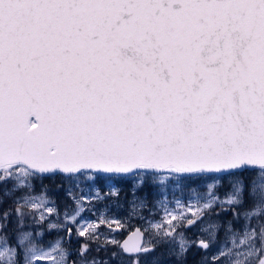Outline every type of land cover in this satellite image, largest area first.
Listing matches in <instances>:
<instances>
[{
  "label": "snow or ice",
  "instance_id": "snow-or-ice-1",
  "mask_svg": "<svg viewBox=\"0 0 264 264\" xmlns=\"http://www.w3.org/2000/svg\"><path fill=\"white\" fill-rule=\"evenodd\" d=\"M49 176L127 182L133 199L206 189L197 211L164 205L169 229H141L111 258L139 264L156 247L144 233L174 264L193 249L198 264H264V0H0V201L17 217L9 233L0 202V264H104L88 256L95 223L66 226L86 209L49 223L42 209L56 207L23 194ZM45 224L69 247L73 232L86 239L75 253L63 238L43 246Z\"/></svg>",
  "mask_w": 264,
  "mask_h": 264
},
{
  "label": "rangeland",
  "instance_id": "rangeland-1",
  "mask_svg": "<svg viewBox=\"0 0 264 264\" xmlns=\"http://www.w3.org/2000/svg\"><path fill=\"white\" fill-rule=\"evenodd\" d=\"M63 182L64 195H68L72 202L64 211H59L51 190L45 186L37 187L34 185L32 189L27 190L23 194L34 197L45 196V198L50 201L49 207H56V213H49L46 209H42L44 216L49 218V223L65 225L66 211L71 214L73 208L77 206L86 209L82 211L80 217H77L79 223H70L66 226L80 227L83 225L87 227L86 221L94 222L95 226L99 229L98 237L91 243L92 251L88 252V256L95 257L98 262L103 261L104 264H133L134 256L117 255L115 258H111L112 253L120 252V247H113L111 241L116 240L120 242L126 233L132 231L134 228L137 227L139 230L146 229L150 225L163 220L164 223L160 224L159 227H163L167 231L169 229L167 220L170 219V215L164 212V205H167L169 209L187 211V213L191 215V212L197 211L195 208L196 201L199 199L200 202L203 203V199L207 196L206 189L203 186L200 188V186L194 185L192 188L186 190L187 193L183 195L181 191L179 192L180 185L166 183L155 189L149 188V191L147 189H142L137 195V198L133 199L128 193V185H123V182L118 183L117 180L104 179L101 181L100 185L96 182L84 183L81 181L73 182L68 180H64ZM113 192H118L119 195H113ZM223 192L224 191L218 192V195L222 197ZM9 196H11V193H9ZM82 197H87L88 199L82 200ZM5 200L6 199H3L0 202L3 203ZM9 200L11 203L9 202L5 206V209L14 214L16 205L13 203L12 199ZM176 200H180L185 205H192L191 209L186 210L177 206L175 203ZM25 211L27 212L28 210L25 209ZM32 211H36V209L34 208ZM101 214L108 219L106 221H100L99 217ZM193 219H195V217H193ZM16 220V216L9 220L7 226V231L9 233L13 230ZM117 221L123 222L122 229L117 227ZM23 223L28 227L29 231L36 227L35 220L31 215H28ZM245 223H254V225L258 226L260 221L256 220L253 222L251 220H246ZM36 230L43 231L46 234L54 231L51 233L52 239L49 241H45L43 237V246H47L49 243H54L55 240L63 238L64 246L69 247L67 243L69 237L64 231L60 229L49 230L47 224H45L43 228H37ZM152 231H156V228H153ZM184 231V229H181V232ZM195 233H197V229L191 228L187 230L186 235L192 237ZM0 235H3V233H0ZM144 237V239L152 240L156 244V247L155 251H149L146 255H140L139 264H174V260L170 258V245L165 244L164 246H160L156 237L150 235L146 236L145 234ZM83 239L86 238L78 239L74 232V234L71 235L70 246L75 247L76 249H73L77 250ZM221 240H227L230 243L231 237H225L224 234L221 233ZM98 245L100 246L99 250ZM196 254L198 258L195 264H198L202 259V255L195 249L187 254L190 258L188 264L192 262V258H194ZM209 259H211V256H209ZM42 264H44V262H42Z\"/></svg>",
  "mask_w": 264,
  "mask_h": 264
},
{
  "label": "trees",
  "instance_id": "trees-1",
  "mask_svg": "<svg viewBox=\"0 0 264 264\" xmlns=\"http://www.w3.org/2000/svg\"><path fill=\"white\" fill-rule=\"evenodd\" d=\"M61 181H62V177L60 176H55V177H45L41 182H36L34 185L37 186V187H47L51 190L52 192V195L54 196V199L56 200L57 202V205H58V209L59 211H63L64 209L68 208L69 205H71V200L69 198V196H66L64 195V188H63V183H62V186H61ZM64 181V180H63ZM97 184H101V181L100 182H96ZM123 185L127 186V182H123ZM194 185H180L179 187V192L181 191L182 194H186V190L192 188ZM200 186V185H198ZM201 188V186H200ZM148 191H149V188H146ZM183 189V190H182ZM221 191H224L223 188L219 189L218 192H221ZM10 202L9 199H6L2 204H3V208H5V206ZM11 203V202H10ZM15 217V214L12 213L11 218ZM74 234V232H73ZM72 234V235H73ZM72 248V247H70ZM75 248V247H73ZM72 248V250H73ZM76 249V248H75ZM111 249V248H110ZM76 251V250H75ZM75 251L73 253H75ZM191 251H189L188 253H190ZM197 258H198V255L196 254L194 256V258H192V262H189V264H195V262L197 261ZM189 256H187V260L189 261ZM71 263V261L69 262V264Z\"/></svg>",
  "mask_w": 264,
  "mask_h": 264
},
{
  "label": "water",
  "instance_id": "water-1",
  "mask_svg": "<svg viewBox=\"0 0 264 264\" xmlns=\"http://www.w3.org/2000/svg\"><path fill=\"white\" fill-rule=\"evenodd\" d=\"M116 231V230H115ZM138 231H140L138 228H134L132 231H130V232H128L125 236H124V238L120 241V248L123 246V243L125 242V241H127L130 237H132L134 234H135V232H138ZM141 236H142V240L144 239V235H143V233H141ZM128 256H133V254H129Z\"/></svg>",
  "mask_w": 264,
  "mask_h": 264
},
{
  "label": "bare ground",
  "instance_id": "bare-ground-1",
  "mask_svg": "<svg viewBox=\"0 0 264 264\" xmlns=\"http://www.w3.org/2000/svg\"><path fill=\"white\" fill-rule=\"evenodd\" d=\"M67 196H68V195H67ZM64 210H66V209H64ZM64 210H63V211H64ZM136 228H137V227H136ZM53 232H54V231H52L51 233H53ZM51 233H47L46 235H44V240H45V241H46V240L49 241L50 239H52V234H51ZM55 235H56V234H55ZM70 247H72V246H70ZM70 247H69V250H70L71 252H74L75 250H74V249L72 250L73 247H72V248H70ZM189 261H190V259H189Z\"/></svg>",
  "mask_w": 264,
  "mask_h": 264
}]
</instances>
